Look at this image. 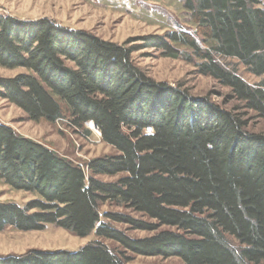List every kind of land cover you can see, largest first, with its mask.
<instances>
[{
	"label": "trees",
	"instance_id": "1",
	"mask_svg": "<svg viewBox=\"0 0 264 264\" xmlns=\"http://www.w3.org/2000/svg\"><path fill=\"white\" fill-rule=\"evenodd\" d=\"M194 31L118 45L41 19L0 14V67L24 69L0 78V97L31 121L94 123L117 154L85 168L0 122V181L36 196L26 206L0 203V232L55 225L92 233L126 251L177 258L180 264H264V134L248 131V112L264 118V0H182ZM150 48L183 60L229 89L231 110L159 85L133 53ZM232 61H237L233 64ZM259 79L249 84L239 73ZM119 177L105 183L96 176ZM158 233L132 239L102 221ZM163 228H166L163 230ZM103 242L76 251L32 250L0 264H126Z\"/></svg>",
	"mask_w": 264,
	"mask_h": 264
},
{
	"label": "rangeland",
	"instance_id": "2",
	"mask_svg": "<svg viewBox=\"0 0 264 264\" xmlns=\"http://www.w3.org/2000/svg\"><path fill=\"white\" fill-rule=\"evenodd\" d=\"M182 0H0V14L8 15L21 21L52 20L59 25L90 33L104 41L118 45L144 46L143 39L149 36H164L178 30L194 31L189 16L182 10ZM136 66L148 78L159 85L169 84L186 90L195 99L208 98L211 102L231 110L238 104L230 101L229 89L221 86L210 77L198 73V69L183 60L164 57L155 49L143 48L132 55ZM237 61H232L236 64ZM240 75L251 85L259 84V78L246 73L239 66ZM24 69H7L0 67V78L13 79L25 74ZM248 131L251 134H264V118L248 112ZM0 122L13 128L19 135L42 143L60 155L82 165L86 173L90 161L111 157L117 151L103 141L101 132L89 127L75 128L68 120L31 121L28 115L16 105L0 97ZM109 183L119 177L96 176ZM36 199L23 191H15L0 181V203H15L26 206ZM102 221L123 230L132 239H145L158 232L131 230L129 226L116 224L104 217V214L122 213L133 218L154 223L123 207L106 203L100 209ZM166 228H163V230ZM103 242L116 251L126 254L130 261L126 264H180L177 258L147 257L126 251L119 244L98 238L95 233L82 238L55 225H46L43 230L20 231L7 228L0 232V257L20 256L32 250L76 252L93 242Z\"/></svg>",
	"mask_w": 264,
	"mask_h": 264
},
{
	"label": "bare ground",
	"instance_id": "3",
	"mask_svg": "<svg viewBox=\"0 0 264 264\" xmlns=\"http://www.w3.org/2000/svg\"><path fill=\"white\" fill-rule=\"evenodd\" d=\"M94 125H95V124H94V123H92V122H91V123H89V127H90V128H93L94 130H96V128L94 127ZM96 131H97L98 133H100L98 130H96Z\"/></svg>",
	"mask_w": 264,
	"mask_h": 264
},
{
	"label": "water",
	"instance_id": "4",
	"mask_svg": "<svg viewBox=\"0 0 264 264\" xmlns=\"http://www.w3.org/2000/svg\"><path fill=\"white\" fill-rule=\"evenodd\" d=\"M94 127H95L97 130H99L98 127H97L96 125H94Z\"/></svg>",
	"mask_w": 264,
	"mask_h": 264
}]
</instances>
